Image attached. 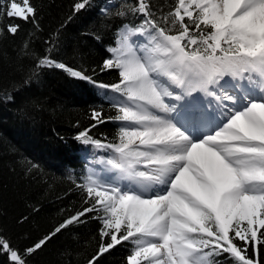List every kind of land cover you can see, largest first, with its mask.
Segmentation results:
<instances>
[{
	"label": "snow or ice",
	"instance_id": "1",
	"mask_svg": "<svg viewBox=\"0 0 264 264\" xmlns=\"http://www.w3.org/2000/svg\"><path fill=\"white\" fill-rule=\"evenodd\" d=\"M88 7L76 0L73 11ZM157 11L133 0L116 13L135 18L120 21L100 67L117 71V82L50 56L38 61L114 93L117 114L93 109L75 137L104 153L103 175L89 168L78 185L85 206L23 253L0 235L9 264H26L89 216L100 228L88 264L125 242L126 264H264L254 258L264 246V0H174ZM5 18L0 35L15 36L16 20L40 28L31 0H0ZM106 120L118 126L114 141L91 135Z\"/></svg>",
	"mask_w": 264,
	"mask_h": 264
},
{
	"label": "trees",
	"instance_id": "2",
	"mask_svg": "<svg viewBox=\"0 0 264 264\" xmlns=\"http://www.w3.org/2000/svg\"><path fill=\"white\" fill-rule=\"evenodd\" d=\"M31 2L38 10L39 30L16 20L22 28L15 36L0 35V235L21 253L85 206L86 193L78 185L89 168L103 175L95 158L104 153L75 137L93 123V109L106 117L117 114L108 99L114 93L106 96L104 89L61 69L38 67V61L50 56L98 83L117 82V71L101 72L100 67L120 21L135 19L116 15L133 0H91V7L78 13L73 11L76 0ZM151 3L159 15L174 0ZM7 23L5 18L0 26ZM91 135L114 141L118 126L106 120ZM99 228L91 216L69 225L27 255L26 264H88L98 250ZM130 250L125 242L105 253L99 264H126ZM261 256L264 246L258 245L254 258ZM0 264H9L6 256L0 255Z\"/></svg>",
	"mask_w": 264,
	"mask_h": 264
},
{
	"label": "rangeland",
	"instance_id": "3",
	"mask_svg": "<svg viewBox=\"0 0 264 264\" xmlns=\"http://www.w3.org/2000/svg\"><path fill=\"white\" fill-rule=\"evenodd\" d=\"M194 95H198L197 93H195ZM102 155H97L95 160L97 161ZM100 165V164H99ZM102 166V165H101ZM97 173V172H96ZM98 174V173H97ZM99 175V174H98Z\"/></svg>",
	"mask_w": 264,
	"mask_h": 264
},
{
	"label": "bare ground",
	"instance_id": "4",
	"mask_svg": "<svg viewBox=\"0 0 264 264\" xmlns=\"http://www.w3.org/2000/svg\"><path fill=\"white\" fill-rule=\"evenodd\" d=\"M195 93H193V95H194Z\"/></svg>",
	"mask_w": 264,
	"mask_h": 264
}]
</instances>
